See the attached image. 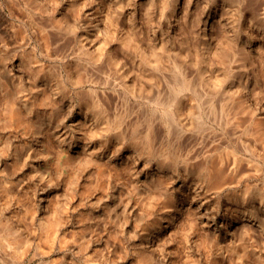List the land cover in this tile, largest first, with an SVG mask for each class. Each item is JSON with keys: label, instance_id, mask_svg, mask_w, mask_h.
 <instances>
[{"label": "rangeland", "instance_id": "rangeland-1", "mask_svg": "<svg viewBox=\"0 0 264 264\" xmlns=\"http://www.w3.org/2000/svg\"><path fill=\"white\" fill-rule=\"evenodd\" d=\"M0 264H264V0H0Z\"/></svg>", "mask_w": 264, "mask_h": 264}]
</instances>
